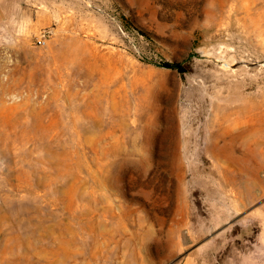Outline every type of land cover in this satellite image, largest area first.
Here are the masks:
<instances>
[{"label": "rangeland", "instance_id": "374dc122", "mask_svg": "<svg viewBox=\"0 0 264 264\" xmlns=\"http://www.w3.org/2000/svg\"><path fill=\"white\" fill-rule=\"evenodd\" d=\"M225 110L264 140V0H0V264H264Z\"/></svg>", "mask_w": 264, "mask_h": 264}, {"label": "bare ground", "instance_id": "6f19581e", "mask_svg": "<svg viewBox=\"0 0 264 264\" xmlns=\"http://www.w3.org/2000/svg\"><path fill=\"white\" fill-rule=\"evenodd\" d=\"M220 112V111H219ZM233 113L227 111H221L219 115V128L217 129V135L212 143V147L217 156L221 159L225 158L226 152L230 150V154L235 157L237 153L248 156V151L259 150L264 152V140L254 138L255 144L251 143L250 137H253V131L248 127L246 121H241L239 123H234L231 119L233 118ZM264 123H261L263 125ZM258 130V129H257ZM263 131L262 129H259ZM225 162H230L232 166L243 167L244 165L239 164L235 160H225ZM248 171V170H247Z\"/></svg>", "mask_w": 264, "mask_h": 264}, {"label": "built area", "instance_id": "2783aa9c", "mask_svg": "<svg viewBox=\"0 0 264 264\" xmlns=\"http://www.w3.org/2000/svg\"><path fill=\"white\" fill-rule=\"evenodd\" d=\"M38 41L40 45H43L46 42L44 38H40Z\"/></svg>", "mask_w": 264, "mask_h": 264}]
</instances>
